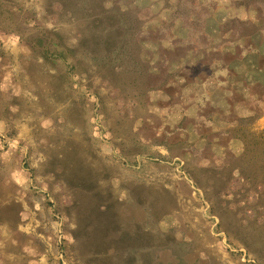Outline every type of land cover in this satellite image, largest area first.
Segmentation results:
<instances>
[{
	"label": "rangeland",
	"instance_id": "1",
	"mask_svg": "<svg viewBox=\"0 0 264 264\" xmlns=\"http://www.w3.org/2000/svg\"><path fill=\"white\" fill-rule=\"evenodd\" d=\"M104 5L130 10L134 23L121 69L99 61L111 47L80 9L0 0V264H25L26 245L48 246L17 229L24 207L42 209L54 264H144L143 246L155 249L153 264H264L255 184L264 181V139H253L264 126L252 124L264 88L234 97L228 87L224 99L198 82L226 75L248 53L264 63V31L242 23L264 27V0ZM176 7L200 21L175 11L172 26L162 25ZM233 101L248 114L225 113Z\"/></svg>",
	"mask_w": 264,
	"mask_h": 264
},
{
	"label": "trees",
	"instance_id": "2",
	"mask_svg": "<svg viewBox=\"0 0 264 264\" xmlns=\"http://www.w3.org/2000/svg\"><path fill=\"white\" fill-rule=\"evenodd\" d=\"M105 1L106 0H58L61 8H66L67 11H70L71 13H75L76 9L78 10L80 9L82 12V16H84L87 20L90 17H94V20L97 21L98 23V25L96 24L97 25L96 32H97L98 37L102 40L105 46L107 45L111 47V50H108V48L106 49V47L104 48L105 51H103L100 57H98L99 61L110 63L111 66H113L114 68L121 69L123 68L124 62L128 58L130 59V55L128 54L129 51H127L128 49L126 46L129 41H126L125 37H127V34H129L128 32L131 33V31L134 30V23L131 21L132 18L130 17V14H129L130 10H123V9H120V7H117L114 5L110 8H106L104 5ZM236 1L238 5H245L246 7H249L250 5H256L257 2L258 3L263 2V0H236ZM68 4L70 8L67 7ZM234 4H235V1H234ZM167 9L169 10V7H167ZM173 10L174 11H172L170 14L169 21L165 22L162 25L172 26V24L174 23L173 19L176 17V15H178L176 14L177 12L181 14L182 16H184V19H188L184 22L190 21L189 23L194 24L200 21L198 19L199 17L195 19L191 17L188 18V15H189L188 13H180L178 11L179 10L178 7L174 8ZM208 10L209 9H207V14L209 15L211 11L210 10L208 11ZM251 20H245L244 22L240 20L239 21L245 24L246 26H248L250 30L248 33H252L256 30L264 31L263 26H261L260 24L256 25L255 22ZM202 24H203V27L201 25V28L203 29V32L206 33L204 29V23ZM243 24L241 25L244 26ZM91 25H94L93 21H91ZM190 26H193V25H190ZM242 31H244V29ZM48 36H49L48 38L50 42L49 45L51 44L54 48H56L57 43L53 40V37L49 33H48ZM92 57L96 59V56L92 55ZM138 58H139L138 60H133L132 58L133 60L132 66H135L136 68L140 67L139 62H140L141 57L138 56ZM253 139L256 144H260L263 142L264 138L262 136H257V137H253ZM255 184L256 185L258 184L261 186V189L257 190L256 192L257 193L256 198H258L259 200L260 197H264V181H257L255 182ZM225 204L227 203L225 202ZM258 206L260 207V210H261L260 213L264 220V203L259 202ZM260 231L262 232L260 233V235L264 237L263 229H260ZM238 240L242 242L244 247L250 249L248 244L244 243L243 239L238 238ZM167 248L170 249L171 253L175 254L176 256L178 254L184 253L183 251H178L175 247L174 249L173 247L172 248L167 247ZM178 249L182 250L181 247ZM142 259H143L144 264H153L154 261L156 260L155 249L150 248V246H143L142 247ZM259 260L261 262H264V259H259ZM166 264H169V263H166Z\"/></svg>",
	"mask_w": 264,
	"mask_h": 264
},
{
	"label": "crops",
	"instance_id": "3",
	"mask_svg": "<svg viewBox=\"0 0 264 264\" xmlns=\"http://www.w3.org/2000/svg\"><path fill=\"white\" fill-rule=\"evenodd\" d=\"M260 52L262 53V51ZM260 57L261 56H259V59ZM249 58L250 56L248 53L242 59L240 58L234 59L232 61V66L230 69L228 68V65L226 66L229 72L222 77H217V78L206 77L205 79H200V81L198 82H200V85L206 88L207 97H213L214 94L218 97V93H221L220 91H223L222 98L226 99V97H229L230 94L228 87L230 88V90H232L231 93L235 94L234 97H256V94L254 92L256 87L260 86L264 88V63L259 65L257 61L255 63L252 61H248ZM242 62H245V67L243 68H242ZM218 68L225 69V65L219 64ZM195 78L196 80H198L197 76ZM9 86L10 84L8 83V87ZM237 105L239 104H235L234 102L233 107L231 108L230 106H228V108L225 107V113L228 114L231 109L233 110V112H237L238 114H242L243 112H249L246 111L245 106L241 108L240 106ZM243 114H248V113H243ZM0 119L5 120V116H2L0 114ZM252 124L256 128L257 127L261 128L262 126H264V112H262L258 117L256 116ZM32 210L34 212H32L29 215L28 213L29 208L24 207V211H23L24 216L26 215L25 217H27L28 220L25 223L22 222L20 225L18 224L19 226L17 227V229L20 228L23 229V227L25 226L24 228L26 229L25 230L26 232L28 233L31 232L33 236L39 239L40 243L42 241L48 242V246L47 245L45 246V243H43V248L39 250V248L34 244L32 245L30 244L29 246L26 245L27 248L30 250L31 254L25 260V264H54L56 260V254H55L56 248L54 245L55 235L52 231L50 230L43 231V229L39 227L41 226L40 223H42V217L40 215L41 214L40 211L42 209L33 208Z\"/></svg>",
	"mask_w": 264,
	"mask_h": 264
}]
</instances>
